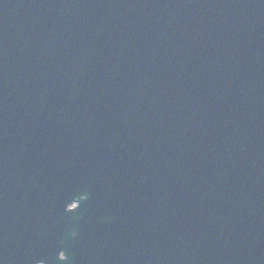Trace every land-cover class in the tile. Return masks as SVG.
I'll return each mask as SVG.
<instances>
[{"label":"water","instance_id":"water-1","mask_svg":"<svg viewBox=\"0 0 264 264\" xmlns=\"http://www.w3.org/2000/svg\"><path fill=\"white\" fill-rule=\"evenodd\" d=\"M73 233L264 264V0H0V264Z\"/></svg>","mask_w":264,"mask_h":264},{"label":"flooded vegetation","instance_id":"flooded-vegetation-1","mask_svg":"<svg viewBox=\"0 0 264 264\" xmlns=\"http://www.w3.org/2000/svg\"><path fill=\"white\" fill-rule=\"evenodd\" d=\"M83 234H48L45 256L35 257L37 244L32 243V264H120L109 255L108 259L86 263L84 256L89 249L83 244ZM98 252H106V245L95 244Z\"/></svg>","mask_w":264,"mask_h":264}]
</instances>
